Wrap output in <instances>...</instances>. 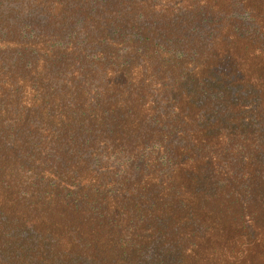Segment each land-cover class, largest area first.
Here are the masks:
<instances>
[{
    "label": "trees",
    "instance_id": "1",
    "mask_svg": "<svg viewBox=\"0 0 264 264\" xmlns=\"http://www.w3.org/2000/svg\"><path fill=\"white\" fill-rule=\"evenodd\" d=\"M0 264H264V0H0Z\"/></svg>",
    "mask_w": 264,
    "mask_h": 264
}]
</instances>
